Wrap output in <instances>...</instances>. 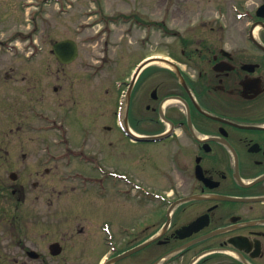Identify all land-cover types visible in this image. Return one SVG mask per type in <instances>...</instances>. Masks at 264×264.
I'll use <instances>...</instances> for the list:
<instances>
[{"label": "flooded vegetation", "instance_id": "obj_1", "mask_svg": "<svg viewBox=\"0 0 264 264\" xmlns=\"http://www.w3.org/2000/svg\"><path fill=\"white\" fill-rule=\"evenodd\" d=\"M194 1L176 29L160 25L173 38L163 42L166 56H143L117 84L118 90L125 86L119 118L115 112L117 154L132 151L131 165L106 174L101 164L100 176L115 177L112 184L81 187H87L84 193L98 190L107 203L89 207L90 215L78 221L74 198L81 188L45 185L50 171L39 169V156L31 150L4 158L0 264H264V0H230L225 10L218 0ZM118 16L125 18L122 24L139 22L133 13ZM15 68L4 80L9 92L23 94L28 79ZM58 71L50 118L54 133L59 135L66 117L68 125H81L85 146L88 127L71 107L82 108L75 103L76 92L79 103L90 104V79L73 73L61 80ZM64 85L74 96L67 98L71 105L61 116ZM42 91L19 100L6 95L21 130L24 119H44L35 109ZM107 142L105 134L101 163ZM52 143L48 161L56 167L63 161L70 166L74 159L88 164L86 147L75 152L77 144L71 142L63 153L59 136ZM33 165L36 169H28ZM67 180L75 178L65 174L62 181ZM123 193L132 197L125 206ZM122 208L133 212L131 222L118 217ZM102 210L109 217L98 219L95 214Z\"/></svg>", "mask_w": 264, "mask_h": 264}, {"label": "rangeland", "instance_id": "obj_2", "mask_svg": "<svg viewBox=\"0 0 264 264\" xmlns=\"http://www.w3.org/2000/svg\"><path fill=\"white\" fill-rule=\"evenodd\" d=\"M25 1L28 3L27 8L22 6ZM218 1L219 8L225 10L230 0ZM203 2L208 3L206 0L200 1V3ZM195 4L194 0H0V169H8L3 164H7V160L4 158L9 159L12 157L10 155L18 156L22 151L31 150L34 156H39V169L50 171V175L44 177L45 185L73 184L78 187L79 191L81 187L92 185L84 179L86 176L96 178L100 185H111L115 177L100 176L101 164L103 172L106 174H117L127 165H131L128 160L132 152L120 156L117 154L119 141L115 134L119 129L115 125V112L118 107L120 109L123 103L120 90L125 88L123 86L118 90L117 84L119 80L128 76V68L143 56H166V48H164L166 45L163 42L171 41L173 38L166 36L160 25L164 23L168 30H170L169 28L176 29V25H180L181 14L186 11L185 9L195 7ZM119 13L138 15L139 22H135V24L133 22L118 23ZM172 15L179 17L172 19ZM133 24L136 31L132 32L130 27ZM67 39L77 43L78 58L72 64L58 65L52 46L57 41ZM6 43L7 46H4ZM28 56H30V60ZM125 63H128V66H125ZM12 66L16 67L14 73L26 74L29 80L22 83L25 85L22 89L23 94L19 90H13L15 94L9 92L11 91L9 81L4 80V74L9 72ZM58 68L61 80L70 78L73 73L80 74L78 77L84 76L90 79L91 87H88L91 92L89 93L91 94L90 104L83 106L82 102L79 103V95L76 92V97L73 98L75 103L81 104L82 108L71 107L75 108L74 111L76 110V113L74 112L75 115L77 114L76 118L80 117L88 127V141L85 146L80 143L83 141V137L78 133L81 125L79 123H69L68 125L66 117L63 118L65 125L59 131V135L54 133V126L50 118L54 113L52 99L55 95L52 89L57 82L55 77ZM33 79L38 81H33ZM83 82L78 81V83ZM41 91L42 101L40 100L35 105V109L43 111L44 117L49 119L42 121L31 118L24 119L25 125L21 130L19 125L23 124L15 116L16 111L9 110V103L5 99L6 95H10L11 98L17 97L19 100L23 96L35 97ZM59 95L62 101L61 105H63L59 109L62 116L67 112L65 108L71 105L66 101L67 98L70 95L74 96V93H70V88L64 85L63 91ZM81 97L87 99L84 95ZM83 109L85 110L84 118ZM117 114L119 118V110ZM31 124L36 127L28 128ZM103 126L113 129L108 131L103 129ZM65 131L66 136L64 135ZM105 134L108 137V142L106 149L101 153V155L103 154L101 163L100 141ZM56 136H59L60 139V152H67L66 147H70L71 142L75 143L77 144L75 152H79L80 149L84 150L86 147V156L91 157L92 163L84 165L82 164L83 160L77 161V163L74 159L70 161V166H67V162L63 161L56 167L54 163L49 162L50 154L54 152L52 141L56 139ZM64 136L67 138L68 144H63ZM30 141H34V143ZM124 141L128 145V139L125 138ZM6 151L9 152V155L1 156ZM104 167H107V171ZM11 168L14 167L11 166ZM29 168L36 169V166H29ZM65 174L72 175L75 180L73 182L62 181ZM133 175L136 178L140 176ZM86 188H81V191L76 192L74 198V214L78 221H82L83 217L90 215V212L88 214L86 212L89 207H98L110 200L107 197V199L103 198V201L98 190L92 189V192L84 193V191H88ZM129 196L130 194L122 197L121 202L124 206L127 204L126 201L132 198ZM102 201L103 203H101ZM67 205L72 206L68 204V201H65V206ZM95 215L98 219L104 216L109 217L108 212L104 210L98 211ZM133 215L132 211L127 214L122 208L118 217L122 222L127 223L131 222Z\"/></svg>", "mask_w": 264, "mask_h": 264}, {"label": "water", "instance_id": "obj_3", "mask_svg": "<svg viewBox=\"0 0 264 264\" xmlns=\"http://www.w3.org/2000/svg\"><path fill=\"white\" fill-rule=\"evenodd\" d=\"M53 53L60 62L69 63L77 57V47L72 41H60L54 44Z\"/></svg>", "mask_w": 264, "mask_h": 264}]
</instances>
